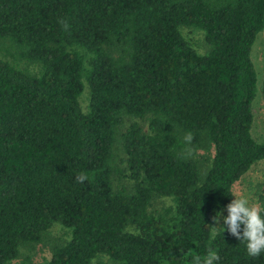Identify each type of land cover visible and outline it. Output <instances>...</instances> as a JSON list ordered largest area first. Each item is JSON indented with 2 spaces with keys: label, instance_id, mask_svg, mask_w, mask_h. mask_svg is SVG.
Listing matches in <instances>:
<instances>
[{
  "label": "trees",
  "instance_id": "1",
  "mask_svg": "<svg viewBox=\"0 0 264 264\" xmlns=\"http://www.w3.org/2000/svg\"><path fill=\"white\" fill-rule=\"evenodd\" d=\"M181 26L202 31L205 51ZM261 29L264 0H0L13 57L0 56V264L53 223L67 238L41 264H192L209 250L215 264H264L227 231L228 212L212 230L233 182L264 158L249 132ZM125 116L145 128L118 133L119 168ZM195 147H211L200 163ZM113 172L130 184L113 188ZM159 197L171 203L157 210Z\"/></svg>",
  "mask_w": 264,
  "mask_h": 264
},
{
  "label": "rangeland",
  "instance_id": "2",
  "mask_svg": "<svg viewBox=\"0 0 264 264\" xmlns=\"http://www.w3.org/2000/svg\"><path fill=\"white\" fill-rule=\"evenodd\" d=\"M182 34L189 38L193 42L198 52H203L206 49V45L203 41V33L199 29L189 28L185 26L180 27ZM7 46V41L0 39V56L8 60H12L13 57L5 49ZM250 59L252 61L255 73V91L254 96L250 102V109L252 113V120L250 123L249 132L251 137L256 141L264 140V97L261 92V82L264 77V29L256 32L253 42L250 46ZM19 66L34 68L33 64L26 63L20 60ZM83 89L78 96V101L82 110L86 109L87 104V85L85 79L83 78ZM131 120H136L140 122L145 128V121L138 118L125 116L124 122L115 130V138L112 144V160L111 163L119 168L122 167V163L119 158L123 156V151L121 150L120 139L118 133L123 129V127ZM211 147H195L193 150V155L200 161L207 156L208 151ZM203 166V165H202ZM112 187L116 188L119 185H129V180L117 172H113L112 175ZM232 197L230 201L222 206L218 213L220 214V219L223 218L227 212V205L231 203L234 196L244 195L248 197L250 204L259 206V195L264 193V158H260L252 162L249 168L235 181L231 186ZM170 200L167 197H159L153 202V207L160 210L162 207L170 204ZM213 226H216L213 224ZM212 230L213 227H212ZM67 238V232L64 227L59 223H53L42 235L38 242L33 243L31 247L21 246L17 257L14 258L10 263L16 264L19 262H24L25 264H41L50 255L51 245ZM106 259V257H104ZM112 263V261H108Z\"/></svg>",
  "mask_w": 264,
  "mask_h": 264
},
{
  "label": "clouds",
  "instance_id": "3",
  "mask_svg": "<svg viewBox=\"0 0 264 264\" xmlns=\"http://www.w3.org/2000/svg\"><path fill=\"white\" fill-rule=\"evenodd\" d=\"M193 136L189 133L185 136L187 143H191ZM190 154V153H189ZM87 177L83 174L77 179L83 182ZM235 199L227 205L228 215L223 218L227 231L240 241L245 242L246 251L249 257H259L264 253V216L259 206L250 204L248 197L234 196ZM220 214L214 218V231L224 232L225 229L219 225ZM243 225L242 233L241 226ZM219 260V255L209 250L207 256L202 260L199 256L192 257V264H215Z\"/></svg>",
  "mask_w": 264,
  "mask_h": 264
}]
</instances>
